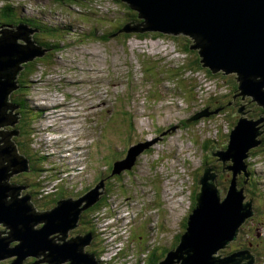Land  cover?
<instances>
[{"label":"rangeland","instance_id":"obj_1","mask_svg":"<svg viewBox=\"0 0 264 264\" xmlns=\"http://www.w3.org/2000/svg\"><path fill=\"white\" fill-rule=\"evenodd\" d=\"M103 1L97 7L107 9L106 18L90 12L85 0L86 8L53 0H0V12L10 7L19 19L63 28L55 37L60 39L59 47L49 51L39 45L41 50L46 49L42 50L44 62H37L34 71L27 74L25 97L30 111L25 133L22 137L20 133L10 134L8 140L25 143L16 153L27 156L29 167L7 181L23 186L20 195L30 194L33 211L43 212L55 205L59 194L58 200L74 199L99 185V179H109L98 187L101 195L90 205H94L92 211L84 214L90 206L83 209L63 240L54 236L60 237L59 231L49 238L54 236V243L61 244L89 232L83 248L93 253L98 264H146L148 255L158 247L161 252L153 258L158 264L177 245L174 242L184 230L204 164L217 169L216 185L222 197L226 192L230 171L225 168L220 172V163L203 148L204 143L207 148L214 145L212 152L222 149L238 118L243 114L247 118L264 117V110L248 95L243 99L237 95L239 98L232 101L235 105L227 106L233 98L234 83L238 93L236 74L219 70L210 76L204 69H194L197 53L181 49L184 36L189 45L194 44L189 35L180 32L176 40L134 35L127 39L119 35L101 38L124 17L117 0L113 7ZM99 15L101 19L95 17ZM94 26L98 29L91 37L80 34ZM17 41L24 43L22 39ZM21 72L22 68L12 80L15 85ZM15 90L6 93L7 102ZM216 105H223L219 112L191 121L189 126L182 124L197 110ZM15 123L1 125L0 130H15ZM174 125L178 126L165 133V138L158 135L156 142L136 154L130 172L121 170L119 178L107 175L110 163L123 158L131 145L143 142V138L150 140L158 131ZM257 125L261 131L257 137L262 142L249 150L245 160L249 178L246 183L243 174L236 179L237 187L244 188V201L252 197L254 214L241 223L236 239L219 251L223 256L247 250L254 256L250 264H264V120ZM82 216L85 218L80 223ZM39 224L34 225L36 229ZM79 225L88 229L83 227V234H76ZM0 226L3 236L8 227L2 222ZM10 243L18 242L14 239ZM88 248L94 250L89 252ZM16 256L6 257L11 263Z\"/></svg>","mask_w":264,"mask_h":264},{"label":"water","instance_id":"obj_2","mask_svg":"<svg viewBox=\"0 0 264 264\" xmlns=\"http://www.w3.org/2000/svg\"><path fill=\"white\" fill-rule=\"evenodd\" d=\"M122 1L135 9L142 21L129 20L108 37L137 31H159L173 35L182 32L189 35L194 39V44L189 47L197 49L202 67L214 73L219 70H222V74L235 73L238 82L236 96L241 95L243 99L248 95L251 101L264 110V0ZM36 30L24 23L0 24V126L12 125L15 120H11L5 110L13 107L7 102L6 93L16 86L12 81L16 73L21 70L23 63L42 56V50H46H41L32 40ZM17 39H22L24 43ZM240 109L239 113L242 114L243 110ZM219 110L220 106L213 109L205 106L186 119L185 123L208 117ZM263 118L262 115L256 119L247 118L243 114L230 129L225 148L212 152L214 145L210 144L209 155L221 161V171L225 168L230 171L226 192L222 197V190L216 185L217 169L210 163L204 164L197 180L199 190L194 194V206L186 218L179 242L158 264L252 262L254 256L249 255L247 250L223 256L219 251L236 239L241 223L254 214L252 197L244 201V188L237 187L236 178L243 174V183L249 178L245 160L249 150L262 142L257 137L261 132L257 124ZM178 125L169 127L161 134H168ZM14 131L0 130V222L9 229L7 235L0 236V258L14 254L16 258L9 264H21L22 259L36 254L40 256L42 250L48 249L53 260L71 259L75 264H82L89 259L95 262L93 253L83 251V245L87 244L90 237L89 232L82 236L76 235L61 244L54 243L52 239L57 235L50 238L49 235L59 231L61 236L56 239L63 240L66 230L77 224L81 211L100 197L97 189L102 187L104 180L100 179L99 185L96 184L77 198L59 199L53 207L43 212L33 211L28 201L30 195L19 193L23 186L7 181L12 174L26 171L29 167L28 159L16 153V146L8 140L10 134H15ZM157 138L129 147L123 158L113 162L111 174L130 170L136 154L156 142ZM38 222L43 223L40 225ZM36 224L40 226L37 229L34 226ZM14 239L18 243L11 247L10 241ZM40 257L43 258L42 255Z\"/></svg>","mask_w":264,"mask_h":264},{"label":"trees","instance_id":"obj_3","mask_svg":"<svg viewBox=\"0 0 264 264\" xmlns=\"http://www.w3.org/2000/svg\"><path fill=\"white\" fill-rule=\"evenodd\" d=\"M53 1H55V2H57V3H59V4H65V5H68V6H72V5H80V6H83V4L85 3L84 2V0H53ZM87 3H88V5L90 6L89 8H88V10L90 11V12H92V10H94V12H92L93 14H96V13H101V17L102 18H106L105 17V15L106 14H109V12L107 11V9H101L100 7H97V5H101V3L103 2V3H105L106 1H103V0H85ZM107 2L109 3V2H111L110 4H111V6L113 7V5L112 4H114V0H107ZM117 3H119L120 4V6H122L121 8H120V11L122 10V15H124V17H123V20H122V22H119L118 23V25H116L115 27H113L112 29H111V31L109 30V32H107V33H105V32H103V34H102V36H101V38H104L105 40L107 39V37L109 36V35H111L112 33H114L120 26H122L123 24L122 23H124V22H126V21H129V20H136L137 22H141L142 21V19H140L139 17H138V12L135 10V9H133V8H131L130 6H129V4H127L126 2H124V1H122V0H117ZM95 5V6H94ZM124 6V7H123ZM84 8H86V6H83ZM66 13H68V14H70V12L69 11H65ZM97 15V14H96ZM3 16H6L8 19H1V17H3ZM95 17H97L98 19H101L100 18V15L99 16H95ZM122 17V16H121ZM4 20V21H3ZM19 23H24V24H26L27 26H29L30 28H34V29H37L35 32H34V34L32 35V40L34 41V42H37L36 44L37 45H42V46H44V47H46V48H48L49 49V51H52V49L53 48H56V47H59V41H60V39L58 38V39H56L55 37L57 36V34H58V32L59 31H62V29L63 28H61L60 26H57V27H52V28H50V27H48V26H46L45 24H41L40 22H38V21H33V20H25V19H19L18 18V14H17V12L13 9V8H10V7H6L2 12H0V24H11V25H17V24H19ZM92 27H90L89 28V30L88 31H83V32H81L80 34L81 35H85V36H88V37H91V35H93V33L95 32V30H97L98 28H97V26H94V28H92ZM40 35H43L44 37H41ZM63 35V34H62ZM121 36H123L125 39H127V38H129L130 36H132V35H134V36H136V37H139L140 39H143V38H147V37H153V38H158V37H163V38H171V39H173V40H176V38H177V36H175V35H173V34H166V33H163V32H159V31H145V32H140V31H137V32H132V33H121L120 34ZM180 35V34H179ZM40 36V37H39ZM64 36V35H63ZM54 40H57V41H54ZM109 40V39H108ZM107 40V41H108ZM182 43H183V45H182V47H181V49L185 52V53H190V52H195V53H197L195 50H193V49H190V47H189V40H187L186 39V37L184 36L183 38H182ZM44 59H45V56H41V57H36V58H34L32 61H29V62H26V63H23V67H22V69H24L22 72H21V74H20V79H18V84L17 85H19L20 87H18V88H20V90H22L23 88H21V87H24L23 85H24V83L26 84V86H27V82H25V80H27V74H29L30 75V73L31 72H33L34 71V69H35V64L38 62V63H41V62H44ZM37 63V64H38ZM25 66V67H24ZM193 67H194V69H204L205 70V72L206 73H208V75H214V74H212L211 73V71L208 69V68H206V67H202V65H201V63H200V61H199V56H198V54H197V58H195L194 59V62H193ZM193 67H191V68H193ZM216 73V72H215ZM233 87V90H234V87H236V84L234 83L233 85H232ZM27 93V88H26V91H25V94ZM16 95H18V94H16ZM12 100V99H11ZM14 100V99H13ZM24 100H25V98H24V94L23 95H20V96H18L17 98H16V102L19 104V103H22V102H24ZM202 109V108H201ZM198 111V110H197ZM124 112L126 113V111L124 110ZM125 119V118H124ZM201 118H199V119H197V120H193L192 122H198L199 120H200ZM126 119H125V125H126ZM183 124L185 125V124H187V126H189V124L188 123H184L183 122ZM128 125H129V130L131 129V126H130V122L128 123ZM129 130H128V132H129ZM18 146H22L19 142H18ZM226 147V144H224L223 146H222V148H225ZM203 148H205L206 150H208V148H207V144H206V142L204 143V146H203ZM23 156H25V155H23ZM216 158V157H215ZM116 160V159H115ZM218 161V160H217ZM114 162V161H113ZM113 162H111L110 163V169H109V174H107V175H112V174H110L111 173V168H112V164H113ZM220 164V166H221V161H218ZM228 163V162H227ZM128 172V171H127ZM129 172H130V170H129ZM220 172H221V169H220ZM119 174L120 173H118V174H114L116 177H118L119 178ZM106 175V176H107ZM106 176H104V177H106ZM100 180V179H99ZM109 179H105V182H107ZM194 190V189H193ZM194 193L195 192H193V202H195V199H194ZM58 197H61L60 196V194L57 196V199H58ZM56 201V200H55ZM193 206H194V203L192 204V206H191V209L193 208ZM186 221V220H185ZM88 225H90L89 223H90V220L89 219H86V221H85ZM183 228H185V222L183 223ZM184 231V230H183ZM182 231V232H183ZM181 234V233H180ZM180 236V235H179ZM179 236H178V238L176 239V241L174 242V245H176V244H178V242H179ZM157 249H158V247H156L155 248V250L154 251H152L149 255H150V257H149V260H151V259H153L154 258V254L155 253H157L158 251H157ZM166 251V250H165ZM167 252V251H166ZM165 252V253H166Z\"/></svg>","mask_w":264,"mask_h":264},{"label":"flooded vegetation","instance_id":"obj_4","mask_svg":"<svg viewBox=\"0 0 264 264\" xmlns=\"http://www.w3.org/2000/svg\"><path fill=\"white\" fill-rule=\"evenodd\" d=\"M121 33H119L118 35H119V37L121 36L120 35ZM117 36V35H116ZM25 67V66H24ZM24 69H22V71H23ZM21 74V73H20ZM20 74H18V79H20ZM18 84V83H17ZM24 87H21V88H23L22 90H20V88H18V87H20V86H18V85H16L15 86V91L13 92V94H12V100L11 99H8V103H10V104H12L13 105V107H9L6 111H7V113L9 114V116L11 117V120H14L15 122H17V123H15V125H14V127H15V134H18V133H20V137H22L23 135H24V133H25V127H26V124H27V122L25 121V119H28V117H27V115L29 114V104H28V102H27V100H26V97H25V91H26V84L24 83V85H23ZM233 87V86H232ZM233 89V88H232ZM16 94H18L19 96L20 95H23L24 94V98H25V100H24V102H22V103H17L16 102V98L18 97V96H16ZM232 99H231V101L230 102H228V104H227V106H233V105H235V102H232V101H236L239 97L238 96H236V92L234 91V90H232ZM14 99V100H13ZM220 107H223V105L221 106V105H219ZM214 107H218V105H216V106H214ZM31 115V114H30ZM29 115V116H30ZM183 124V123H182ZM167 128V127H166ZM21 129H22V132H21ZM168 129V128H167ZM167 129H165V130H167ZM165 130H163V131H165ZM163 131H158L157 133H155V136L154 137H157L161 132H163ZM165 134H163V138H165ZM15 137H17V136H15ZM22 140V139H21ZM12 143H13V145H15L16 146V150L18 149V144L16 143H14L13 141H12ZM19 143H20V141H19ZM21 145H22V147H25V143H23V142H21ZM25 149V148H24ZM25 155V154H24ZM26 156V155H25ZM27 157V156H26ZM121 157H123V156H121ZM30 167H31V165H30ZM116 177V176H115ZM241 177H242V175H241ZM237 179V178H236ZM30 195V194H29ZM30 197H31V195H30ZM58 199H56V201H57ZM55 201V202H56ZM51 202L52 203H54V201L53 200H51ZM93 207H94V205H92V206H90L89 208H87V209H85V211L84 212H82V213H84V214H88L89 212H91L92 211V209H93ZM82 215V214H81ZM85 216V215H84ZM82 218H85V217H81V220H80V223H82ZM86 221V220H85ZM39 226V225H38ZM83 227H86V226H81V225H79L76 229H75V231H77V233L76 234H83V232H84V230H82L83 229ZM2 227L0 226V229H1ZM86 229H88L87 227H86ZM6 234L5 235H7L8 233H9V229H7L6 231ZM70 233V232H69ZM69 233H67V235L69 234ZM72 233V232H71ZM84 235V234H83ZM59 235H57L56 237H58ZM82 236V235H81ZM60 239V238H59ZM94 239H95V237H94ZM10 245L12 246V244L10 243ZM88 250H90L89 252H92L94 249H92V248H88ZM159 249H157V251H158ZM85 251V250H84ZM160 251V250H159ZM159 251L157 252V253H155L154 254V256L155 255H157L158 253H159ZM161 252V251H160ZM40 254V256L42 255L43 256V258H41L38 254H36V255H30V256H28V257H26V258H24V259H22V261H21V264H62L60 261L62 260H60V259H55V260H53L50 256H49V250L48 249H45V250H42L41 251V253H39ZM222 254V253H221ZM38 256H39V258H38ZM149 257H150V255H148V258H147V261H146V264H155L156 262H157V260L155 259V260H153V259H151V260H149ZM13 258V257H12ZM11 261V258H7L6 257V259L4 258V259H2L1 261H0V264H6V263H9ZM70 261H71V263L70 264H75V261H72L71 259H70ZM77 264H81V263H77ZM82 264H95V262H91L90 261V259L87 261H84ZM96 264H98V263H96Z\"/></svg>","mask_w":264,"mask_h":264},{"label":"bare ground","instance_id":"obj_5","mask_svg":"<svg viewBox=\"0 0 264 264\" xmlns=\"http://www.w3.org/2000/svg\"><path fill=\"white\" fill-rule=\"evenodd\" d=\"M237 84H238V82H237ZM19 86V85H18ZM6 113H7V111H5ZM244 112V111H243ZM179 123V122H178ZM3 125H5V124H3ZM5 131V130H4ZM161 133H160V137H161ZM158 139V138H157ZM132 146V145H131ZM70 148V147H69ZM139 154V153H138ZM78 158V157H77ZM246 163V162H245ZM248 166V165H247ZM251 171V170H250ZM103 180H104V178H103ZM105 181V180H104ZM105 185V184H104ZM219 186V185H218ZM99 195H101V194H99ZM30 200V199H29ZM194 203V202H193ZM33 207V206H32ZM106 209H107V207H106ZM37 211V210H36ZM4 230V229H3ZM88 243V242H87ZM105 247V246H104ZM83 251H84V248H83ZM84 252H86V251H84ZM90 254V253H89ZM14 254H12V256H13ZM69 262V261H68Z\"/></svg>","mask_w":264,"mask_h":264},{"label":"built area","instance_id":"obj_6","mask_svg":"<svg viewBox=\"0 0 264 264\" xmlns=\"http://www.w3.org/2000/svg\"><path fill=\"white\" fill-rule=\"evenodd\" d=\"M113 258H115V257H110L109 259H113Z\"/></svg>","mask_w":264,"mask_h":264}]
</instances>
